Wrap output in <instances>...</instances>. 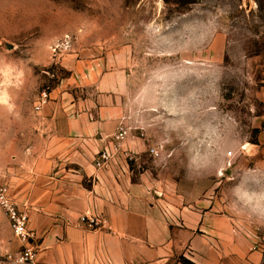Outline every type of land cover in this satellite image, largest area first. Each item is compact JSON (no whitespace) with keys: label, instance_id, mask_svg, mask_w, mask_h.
<instances>
[{"label":"rangeland","instance_id":"1","mask_svg":"<svg viewBox=\"0 0 264 264\" xmlns=\"http://www.w3.org/2000/svg\"><path fill=\"white\" fill-rule=\"evenodd\" d=\"M188 1L0 0V186L15 204L30 212L15 185L46 90L45 107L113 106L133 180L213 201L264 255V0ZM19 247L0 209V264Z\"/></svg>","mask_w":264,"mask_h":264},{"label":"crops","instance_id":"2","mask_svg":"<svg viewBox=\"0 0 264 264\" xmlns=\"http://www.w3.org/2000/svg\"><path fill=\"white\" fill-rule=\"evenodd\" d=\"M78 104L43 108L42 142L29 150L27 179L15 185L38 236L37 264L263 263L256 232L213 201L163 200L144 175L133 180L122 155L97 169L94 158L119 116L113 106ZM85 212L105 216L107 226L81 225Z\"/></svg>","mask_w":264,"mask_h":264},{"label":"built area","instance_id":"3","mask_svg":"<svg viewBox=\"0 0 264 264\" xmlns=\"http://www.w3.org/2000/svg\"><path fill=\"white\" fill-rule=\"evenodd\" d=\"M49 93L41 92L38 102L34 106L36 112L41 111L47 104ZM128 131L119 124L115 132L103 143L101 149L94 158V166L97 169L105 168L117 156H128L122 146L127 139ZM154 156L158 155L155 148L150 149ZM0 209L7 217L12 234L19 243L18 250L8 254L5 264H37L38 246L37 233L29 228V211L27 207L20 208L10 197L9 188L0 186ZM79 223L91 230H99L107 226V219L103 215H96L85 212L79 218Z\"/></svg>","mask_w":264,"mask_h":264},{"label":"trees","instance_id":"4","mask_svg":"<svg viewBox=\"0 0 264 264\" xmlns=\"http://www.w3.org/2000/svg\"><path fill=\"white\" fill-rule=\"evenodd\" d=\"M193 2H194V0H190V1H188L189 4H190V3H193ZM180 261H181L183 264H192V263H190L189 261L184 260V259H180Z\"/></svg>","mask_w":264,"mask_h":264},{"label":"bare ground","instance_id":"5","mask_svg":"<svg viewBox=\"0 0 264 264\" xmlns=\"http://www.w3.org/2000/svg\"><path fill=\"white\" fill-rule=\"evenodd\" d=\"M131 136V135H130Z\"/></svg>","mask_w":264,"mask_h":264}]
</instances>
